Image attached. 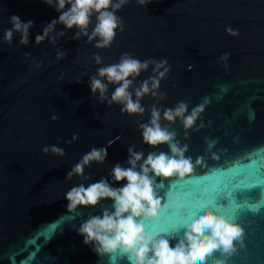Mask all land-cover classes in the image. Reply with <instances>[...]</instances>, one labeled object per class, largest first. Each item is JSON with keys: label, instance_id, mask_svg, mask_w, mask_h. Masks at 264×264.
Wrapping results in <instances>:
<instances>
[{"label": "water", "instance_id": "95a60500", "mask_svg": "<svg viewBox=\"0 0 264 264\" xmlns=\"http://www.w3.org/2000/svg\"><path fill=\"white\" fill-rule=\"evenodd\" d=\"M12 15L34 21L27 46L19 45V33L11 47L4 41ZM58 15L44 0H0V264H131L119 249L97 254L78 233L89 216L114 210V202L105 198L96 206L70 208L65 193L101 178L122 187L127 181L115 182L110 173L117 163L129 166V146L143 151L144 158L149 152L171 155L166 143H143L139 123L149 122L153 104L163 110L178 102H186V116L203 105L189 129L179 118L160 121L188 146L185 156L191 157L193 172L183 180L153 175L162 203L179 193L182 206L162 210L159 222L144 220L145 230L159 232L174 247L183 225L201 207H210L233 219L243 234L233 252L216 250L206 264L216 259L264 264V185L251 186L264 184V0H151L146 7L129 0L116 12L124 31L117 29L111 46L102 49L94 46L96 40L73 39L78 29L62 24L50 33L65 32L55 46L48 39L37 45L35 36ZM94 26L95 16L89 33ZM57 49L66 56L57 60ZM123 53L141 61L167 58L171 65L158 89L163 98L149 94L140 101L143 115L121 113V105L109 107L89 88L97 69L118 63ZM225 53L227 59H221ZM152 75L150 65L134 86ZM116 86L109 85V98ZM53 114L59 119L53 121ZM74 134L78 139L72 141ZM52 145L65 155L42 152ZM93 147H107L105 162L85 168L88 181L65 179ZM211 185L223 190L216 208L194 196Z\"/></svg>", "mask_w": 264, "mask_h": 264}, {"label": "clouds", "instance_id": "9594fccd", "mask_svg": "<svg viewBox=\"0 0 264 264\" xmlns=\"http://www.w3.org/2000/svg\"><path fill=\"white\" fill-rule=\"evenodd\" d=\"M128 2L129 0H44V3L53 7L59 15L43 27L42 34L35 36V43L38 45L48 39L55 46L57 38L64 36L65 32H55V35L50 33H54L57 24H62L66 30L74 27L78 29L73 39L79 40L84 36L89 43L96 40L94 46L98 49L110 47L116 30L124 31L123 21L116 12L122 10ZM150 2L151 0H137L142 7H146ZM93 16L95 26L89 33ZM9 23L12 27L4 31V41L11 47L14 33H19V45L27 46L30 43V29L34 26V21L24 22L19 16L12 15L9 17ZM226 31L230 35H238L237 30L228 28ZM28 55L25 53L26 58ZM228 55L225 53L221 59H227ZM65 56V51L57 49V60ZM93 58L96 64H101L102 58L98 54H94ZM150 65L153 75L134 86L136 78L142 71H147ZM170 68L167 58L159 61L152 58L141 61L123 53L118 63L97 69L96 75L89 78V88L92 95L98 93L99 100L106 102L109 107L118 104L122 106L121 113L143 115L145 107L140 101L149 94L163 98V93H159L158 89ZM79 82L81 81H77ZM109 85H117L110 98L107 95ZM187 108L186 102H178L175 107L163 110L153 104L149 122L139 123L143 143L152 147L166 143L171 155L165 152H149L144 158L143 151H135L134 146H129L126 161L129 166L122 167L117 163L110 173L115 182L127 181L122 187L114 188L108 179L101 178L87 187L80 183L65 193L70 208L96 206L105 198L114 202V210L104 209L102 215L89 216L78 228L84 243L91 244L97 254L119 249L128 255L131 264H206L207 257L216 250L226 254L235 250L234 241L242 238L243 228L233 219L210 207H201L194 213L191 221L183 225V236L174 247L170 246L169 239L159 232L145 230L144 220L159 222L162 210L167 211L170 207L179 209L182 206L179 193H172L168 201L162 203L164 197L158 195L155 190L153 175L183 180L193 172V161L191 157L185 156L188 146L181 145L175 139L176 133L169 131L168 127H162L160 123L161 119L175 122L179 118L185 129L191 128L199 112L203 110V105L193 108L191 114L186 116ZM51 118L53 121L59 119L55 114ZM76 139L78 137L74 134L72 141ZM111 143L113 141H109V145ZM49 150L60 157L65 155L64 149L56 145L42 148L45 154ZM107 155V147H93L71 168L65 179L77 176L88 181L90 175H85V168L90 167L92 162L103 164ZM196 163L199 164L200 160L197 159ZM213 264H226V261L216 259Z\"/></svg>", "mask_w": 264, "mask_h": 264}, {"label": "snow or ice", "instance_id": "6c2138e0", "mask_svg": "<svg viewBox=\"0 0 264 264\" xmlns=\"http://www.w3.org/2000/svg\"><path fill=\"white\" fill-rule=\"evenodd\" d=\"M264 184H251V186H260ZM223 190L218 185H211L199 188L195 193V198L198 200H206L211 203L213 207L216 208V200L220 196Z\"/></svg>", "mask_w": 264, "mask_h": 264}]
</instances>
